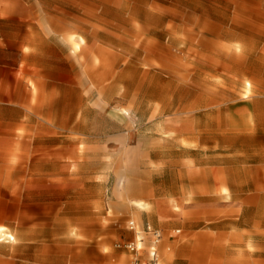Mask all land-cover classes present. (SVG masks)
<instances>
[{
  "label": "rangeland",
  "instance_id": "1",
  "mask_svg": "<svg viewBox=\"0 0 264 264\" xmlns=\"http://www.w3.org/2000/svg\"><path fill=\"white\" fill-rule=\"evenodd\" d=\"M130 221L264 264V0H0V264L147 263Z\"/></svg>",
  "mask_w": 264,
  "mask_h": 264
},
{
  "label": "built area",
  "instance_id": "2",
  "mask_svg": "<svg viewBox=\"0 0 264 264\" xmlns=\"http://www.w3.org/2000/svg\"><path fill=\"white\" fill-rule=\"evenodd\" d=\"M129 230L133 231L137 236V241L142 242L143 237L149 239L150 246L147 251L148 261L147 263L141 260V257L139 255V252L142 251L141 247L137 245L136 242H128L121 245H118V247H122L129 253L133 255V260L131 264H155L157 261V244L160 239V233L159 231L152 228L149 224H146L142 230L137 229V226L134 222L130 221L128 223Z\"/></svg>",
  "mask_w": 264,
  "mask_h": 264
},
{
  "label": "bare ground",
  "instance_id": "3",
  "mask_svg": "<svg viewBox=\"0 0 264 264\" xmlns=\"http://www.w3.org/2000/svg\"><path fill=\"white\" fill-rule=\"evenodd\" d=\"M77 49H78V47H76L74 45L73 51H77ZM246 85L248 86V84H246ZM225 191H226V189L224 187H222L221 192L224 193ZM0 240H8V241L13 242L15 240V238L11 233L7 232V230L4 227L0 226Z\"/></svg>",
  "mask_w": 264,
  "mask_h": 264
}]
</instances>
